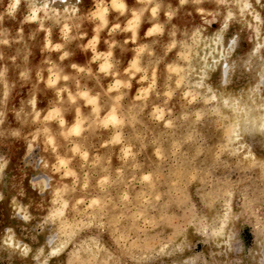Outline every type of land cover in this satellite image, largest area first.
<instances>
[{
	"label": "rangeland",
	"instance_id": "obj_1",
	"mask_svg": "<svg viewBox=\"0 0 264 264\" xmlns=\"http://www.w3.org/2000/svg\"><path fill=\"white\" fill-rule=\"evenodd\" d=\"M243 1L0 0V264H264V0ZM224 22L227 79L219 58L198 88Z\"/></svg>",
	"mask_w": 264,
	"mask_h": 264
},
{
	"label": "bare ground",
	"instance_id": "obj_2",
	"mask_svg": "<svg viewBox=\"0 0 264 264\" xmlns=\"http://www.w3.org/2000/svg\"><path fill=\"white\" fill-rule=\"evenodd\" d=\"M56 1V0H55ZM246 1V0H244ZM243 2H240L239 4H237V7H236V11L234 10V15L237 13V12H243V11H248V7H247V4H245ZM247 2V1H246ZM118 4V3H117ZM51 5V4H50ZM50 8V7H49ZM46 9V8H45ZM69 13V12H68ZM232 15V13H231ZM255 16V15H254ZM232 17V16H231ZM230 18V17H229ZM256 18V17H255ZM254 19V18H253ZM256 21V20H255ZM259 24V23H258ZM225 22L222 23L218 30L216 32H214L210 37H209V40H208V49L207 51H205V49L203 50L204 51V60L205 62L207 63L206 65H204V67L201 69V72L199 74V78L197 79V82H196V86H201L202 84H204V78L205 77H208V74L206 72V67L210 66L211 64L214 63L215 60L219 59V58H222V61H220L219 65H218V68H219V72H220V78L221 79V82L222 81H226L227 79V76H228V71L230 69V65L231 64L229 63V61L227 60V57L228 55L231 53V50L233 48V45H234V40H233V37L231 38H225L223 36V28H225ZM256 42L254 44V46L252 47V49L250 50V56H252L251 54H256L255 58L256 61L254 62L253 65H251L250 67V70L252 71L251 72V77L252 78H258L259 79V72H260V69H261V63H262V45H263V36L260 34L258 36H256ZM224 58V59H223ZM252 60V59H250ZM247 63V62H246ZM230 64V65H229ZM232 67V66H231ZM245 71V70H244ZM247 71V70H246ZM236 72V71H235ZM250 73V72H249ZM248 73V74H249ZM247 75V74H246ZM230 76V75H229ZM248 76V75H247ZM197 77V76H196ZM245 81V80H244ZM214 88H212V94L214 97H216L217 99V96H218V99L220 101V103H222V105L226 104L227 101L230 99L229 95H227L225 92H221V94L219 95L217 92V95L216 93L214 92L213 90ZM204 91V90H203ZM241 95V94H240ZM229 97V98H228ZM242 96H240V98L238 97H234V98H231V104L230 106L231 107H234V112H238L239 114V111H244L243 110V107H242V104L240 103V100L242 99L241 98ZM212 101V100H211ZM242 101V100H241ZM256 101L259 102V105H257V112H249V113H244L246 114L247 118L246 120L248 121H252V123L256 126H258V128L264 130V113H260L259 110H263L264 111V91L259 95L257 96L256 98ZM257 103V102H256ZM223 107V106H222ZM235 107H238L237 109ZM224 108V107H223ZM227 108V107H225ZM228 109V108H227ZM252 109V108H251ZM226 110V109H225ZM230 111V110H229ZM252 111V110H251ZM243 113V112H241ZM243 115V114H242ZM241 116V115H240ZM233 119V118H232ZM236 118H234L232 120V122L235 120ZM227 120V119H226ZM248 121V122H249ZM242 125L241 121L240 120H235L233 122V128H232V133L235 135V136H238V133H239V127ZM248 125V124H247ZM248 127V126H247ZM255 127V126H254ZM244 144V143H243ZM247 148V147H246ZM14 205V204H13ZM58 206V205H57ZM65 207L63 206L62 208H58L56 210H50V214L52 215V217H57V215L59 214H62V212L64 211ZM222 220V219H221ZM225 223V222H224ZM223 223V224H224ZM221 224V223H220ZM222 225V224H221ZM220 226V225H219ZM221 227V226H220ZM223 227V226H222ZM219 228V227H218ZM222 230V229H221ZM216 231V229H215ZM214 231V232H215ZM11 232V231H10ZM217 232V231H216ZM216 232L214 234H216ZM219 232H223L222 231H218ZM12 233V232H11ZM3 240L1 242L2 246L5 247V250L8 248L7 251H9V248L12 249V250H22L23 248L22 247H19L18 243L15 242L12 238H10L9 236H3ZM219 237V236H218ZM222 239V237H221ZM223 243V241H222ZM21 244V243H20ZM219 244V243H217ZM23 245V244H22ZM215 245V244H214ZM46 247H50L48 244L46 245ZM54 249H51L50 251L52 252ZM10 253V251H9Z\"/></svg>",
	"mask_w": 264,
	"mask_h": 264
}]
</instances>
